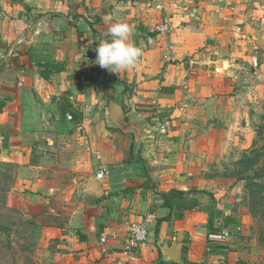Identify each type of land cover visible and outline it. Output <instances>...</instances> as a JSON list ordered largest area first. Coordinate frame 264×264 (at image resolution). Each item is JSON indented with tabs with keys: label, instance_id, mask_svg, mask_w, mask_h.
I'll use <instances>...</instances> for the list:
<instances>
[{
	"label": "crops",
	"instance_id": "crops-1",
	"mask_svg": "<svg viewBox=\"0 0 264 264\" xmlns=\"http://www.w3.org/2000/svg\"><path fill=\"white\" fill-rule=\"evenodd\" d=\"M164 16L171 30L153 33ZM117 21L133 27L131 40L142 54L134 66L115 73L95 59ZM147 35L155 41L150 48ZM85 66L95 75L104 72L106 90L103 74L87 84L79 79ZM261 84L264 0H0V165L17 169L8 205L15 199H61L49 213L66 216L64 223L42 227L51 264H187L182 250L190 262L221 264L226 258L234 264L236 252L222 253L221 242L207 241L220 220L210 223L204 207L174 219L161 193L186 191L185 156L202 151L206 132L225 130L221 123L233 120L247 130ZM103 91L104 116L108 120L113 103L120 105V122L128 118L120 129L134 130L135 152L144 161L118 164L117 173L124 175L118 179L101 165L104 178L74 177L62 190L57 149L48 137L67 132L66 114L92 111ZM136 221L146 225L148 238L129 261L124 240Z\"/></svg>",
	"mask_w": 264,
	"mask_h": 264
},
{
	"label": "rangeland",
	"instance_id": "rangeland-1",
	"mask_svg": "<svg viewBox=\"0 0 264 264\" xmlns=\"http://www.w3.org/2000/svg\"><path fill=\"white\" fill-rule=\"evenodd\" d=\"M102 74V88L106 90L110 84L104 72L95 75L89 71L93 79ZM261 85L253 115L244 126L247 130L242 128L243 121L233 120L227 125L221 123L225 130L206 132L202 151L188 152L181 170L189 179L186 192L206 206L213 220L233 230L232 238L218 245L225 248L222 253H237L234 264H264V84ZM105 94L107 91L96 94L99 100L93 103L92 111L69 112L73 119L67 132L48 137L57 149L53 158L64 180L57 186L62 190L70 186L74 177L96 182L95 173L101 165L109 166V175L118 179L124 177L117 173L118 164L144 161V154L135 152L138 139L134 130H122L104 116L108 106ZM77 118L82 123L74 121ZM121 122L127 123L128 118L122 116ZM128 170L125 176L130 180ZM16 172L12 164L0 165V264H51V250L42 239V227L64 223L66 216L49 213L59 208L61 199H15L8 205L6 195L15 183ZM32 208H41L42 213L34 214ZM221 264H229V260L225 258Z\"/></svg>",
	"mask_w": 264,
	"mask_h": 264
},
{
	"label": "built area",
	"instance_id": "built-area-1",
	"mask_svg": "<svg viewBox=\"0 0 264 264\" xmlns=\"http://www.w3.org/2000/svg\"><path fill=\"white\" fill-rule=\"evenodd\" d=\"M222 3L224 0H217ZM171 30V21L167 16L162 17L161 21L157 23L152 32L157 34H168ZM145 46L150 48L154 45V37L152 35H147L144 38ZM255 64V63H254ZM79 79L84 83L90 82L89 70L85 66L82 71L79 73ZM89 108V107H87ZM66 118L68 120H72V115L70 113L66 114ZM105 166H101L96 171L95 177L97 179H102L105 177ZM221 222L218 221L217 227L214 231L208 234V242L209 243H220L228 241L232 238V229L226 226H220ZM148 238V229L143 222H132L129 226L127 234L124 240V248L123 253L127 256V260L132 261L136 259V254L138 247L143 244ZM104 237L101 238V241H104Z\"/></svg>",
	"mask_w": 264,
	"mask_h": 264
},
{
	"label": "clouds",
	"instance_id": "clouds-1",
	"mask_svg": "<svg viewBox=\"0 0 264 264\" xmlns=\"http://www.w3.org/2000/svg\"><path fill=\"white\" fill-rule=\"evenodd\" d=\"M133 27L117 21L108 28L106 36L96 48L95 63L102 69L117 73L134 66L142 54V49L131 40Z\"/></svg>",
	"mask_w": 264,
	"mask_h": 264
},
{
	"label": "trees",
	"instance_id": "trees-1",
	"mask_svg": "<svg viewBox=\"0 0 264 264\" xmlns=\"http://www.w3.org/2000/svg\"><path fill=\"white\" fill-rule=\"evenodd\" d=\"M53 66L54 65H45V67L54 68ZM50 72L48 71V73ZM40 75L44 78L48 77V75L44 71H40ZM2 107L3 104L0 103V111ZM161 197L163 199L164 206H166L170 210L171 215L174 219H182L186 211H190L195 208H201V207L206 208L205 206L202 205V203L198 200L196 196H192L186 191L180 189H175V188L170 189L167 192L161 193ZM209 218H210L209 222L211 223L213 218L211 213ZM181 261L187 264H198L186 260L185 250H182ZM156 264H165V263L162 262L161 260H158Z\"/></svg>",
	"mask_w": 264,
	"mask_h": 264
},
{
	"label": "water",
	"instance_id": "water-1",
	"mask_svg": "<svg viewBox=\"0 0 264 264\" xmlns=\"http://www.w3.org/2000/svg\"><path fill=\"white\" fill-rule=\"evenodd\" d=\"M122 114V109L119 104L113 103L108 112V120L111 124L116 125L120 128H124V125L120 122V116Z\"/></svg>",
	"mask_w": 264,
	"mask_h": 264
}]
</instances>
